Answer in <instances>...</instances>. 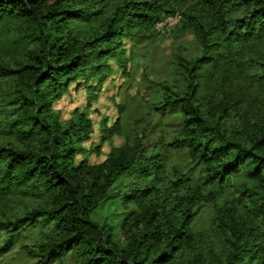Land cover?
<instances>
[{"label": "trees", "instance_id": "1", "mask_svg": "<svg viewBox=\"0 0 264 264\" xmlns=\"http://www.w3.org/2000/svg\"><path fill=\"white\" fill-rule=\"evenodd\" d=\"M176 16L195 53L175 48L141 115L118 92L95 123ZM120 178L122 245L91 220ZM39 223L33 264H264V0H0V257Z\"/></svg>", "mask_w": 264, "mask_h": 264}, {"label": "rangeland", "instance_id": "2", "mask_svg": "<svg viewBox=\"0 0 264 264\" xmlns=\"http://www.w3.org/2000/svg\"><path fill=\"white\" fill-rule=\"evenodd\" d=\"M179 16L168 18L164 23L157 25V29L160 32L162 41L155 47H152L149 53H145L147 45H136V50L140 54L145 53L144 59L139 60V67L132 77L127 81L121 80L116 75L113 79L108 80L106 89L100 94L98 102L93 105V110L98 112H90V116L95 123L100 118L99 115H106L115 119L117 116L116 109L114 107V100L111 97L119 92L120 99H123L127 105L128 119L134 115H141L143 112L142 104L144 101L151 100L154 93V83L164 78L168 71V62L172 52L180 44L189 43L191 47V54H194L196 49L194 43L191 41V36H184L177 41H172L169 29L178 21ZM147 72V77L143 78V72ZM115 102H119V98H115ZM85 104V93L83 91L75 92L70 91L68 95H65L60 102L55 105V108L60 111L63 118H68L69 112L75 107H83ZM123 125L127 126L126 119L123 120ZM97 129V126H95ZM96 140V137L94 138ZM119 140L115 141V144H119ZM87 146V144H86ZM103 154L108 151V146L105 145L102 148ZM103 157L91 156L90 161L92 163L99 162ZM127 181L124 178H120L115 186L111 189L109 200L103 203L98 210H96L91 220L100 224L105 218L115 227V240L123 244V235L120 230L121 220L125 216V211L121 206V193L126 190ZM131 208L133 206H130ZM42 227V223H39L33 227H28L22 230L16 237L13 247L10 252L0 257V264H33L32 261L25 258L19 253V247L24 244H31L36 240L42 231H45ZM3 240V236H0V244ZM63 264H75L72 257L66 258Z\"/></svg>", "mask_w": 264, "mask_h": 264}]
</instances>
